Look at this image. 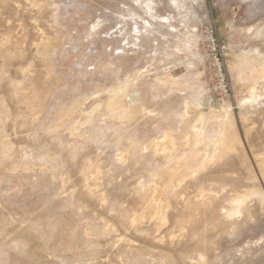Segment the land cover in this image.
Segmentation results:
<instances>
[{
    "label": "rangeland",
    "instance_id": "rangeland-1",
    "mask_svg": "<svg viewBox=\"0 0 264 264\" xmlns=\"http://www.w3.org/2000/svg\"><path fill=\"white\" fill-rule=\"evenodd\" d=\"M0 264H264V0H0Z\"/></svg>",
    "mask_w": 264,
    "mask_h": 264
}]
</instances>
